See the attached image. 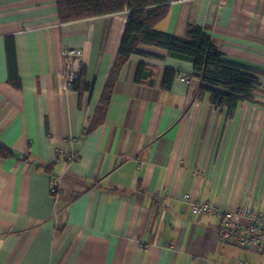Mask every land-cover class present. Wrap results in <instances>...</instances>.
Returning <instances> with one entry per match:
<instances>
[{
  "label": "crops",
  "instance_id": "crops-1",
  "mask_svg": "<svg viewBox=\"0 0 264 264\" xmlns=\"http://www.w3.org/2000/svg\"><path fill=\"white\" fill-rule=\"evenodd\" d=\"M130 16L61 23L56 0H0V146L14 154L0 158V264H264L183 200L264 211V0H174L157 24L179 36L197 24L226 60L262 72L254 100L229 115L197 94L193 62L141 44L105 122L87 132ZM9 39L21 89L9 83ZM69 48L82 50L94 83L82 104L65 87ZM141 63L145 83L135 81ZM167 70L179 73L168 91ZM69 148L71 162L59 153Z\"/></svg>",
  "mask_w": 264,
  "mask_h": 264
},
{
  "label": "trees",
  "instance_id": "trees-1",
  "mask_svg": "<svg viewBox=\"0 0 264 264\" xmlns=\"http://www.w3.org/2000/svg\"><path fill=\"white\" fill-rule=\"evenodd\" d=\"M58 18L61 23L83 20L98 16L117 14L126 10L131 16L121 42V46L111 69L101 99L87 132L105 122L107 110L111 103L123 67L132 54L140 53L141 44L165 49L169 55L193 62L194 74L200 80L197 91L199 96L208 94L215 107L226 109L233 114L238 105L254 100L253 90L259 83L262 72L247 66L226 60L213 44L210 34L201 26L189 23L184 36L163 32L157 24L167 17L174 0H56ZM9 83L16 89L22 88V80L16 71L13 39L8 41ZM13 69V70H12ZM146 66L141 63L135 75V81L145 83ZM82 77L72 83V89L80 95V104L86 92L92 94L94 83L86 81V68H81ZM174 70H167L162 88L170 90L178 75ZM264 75V74H263ZM152 83V81L150 82ZM0 158L11 159L14 154L6 147L0 146ZM45 172L53 174L54 166H41Z\"/></svg>",
  "mask_w": 264,
  "mask_h": 264
},
{
  "label": "built area",
  "instance_id": "built-area-1",
  "mask_svg": "<svg viewBox=\"0 0 264 264\" xmlns=\"http://www.w3.org/2000/svg\"><path fill=\"white\" fill-rule=\"evenodd\" d=\"M65 61L64 80L65 87L72 89V83L82 77L83 52L79 48L64 50ZM190 76H181V80L190 81ZM75 140L71 141V145ZM59 153L67 161L75 160L77 154L71 148L67 151L59 150ZM57 182L51 186V194L56 195ZM183 200L191 205L197 215L206 213L214 214L219 220L218 236L222 242L232 243L241 248L254 249L264 254V211L253 208L249 201L243 202L236 210H225L210 201L196 199L191 193H186ZM239 264H248L240 262Z\"/></svg>",
  "mask_w": 264,
  "mask_h": 264
}]
</instances>
